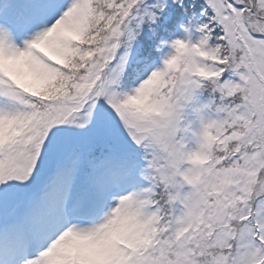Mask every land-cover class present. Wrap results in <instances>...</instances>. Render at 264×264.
<instances>
[{"label": "snow or ice", "instance_id": "1", "mask_svg": "<svg viewBox=\"0 0 264 264\" xmlns=\"http://www.w3.org/2000/svg\"><path fill=\"white\" fill-rule=\"evenodd\" d=\"M0 264H264V0H0Z\"/></svg>", "mask_w": 264, "mask_h": 264}]
</instances>
